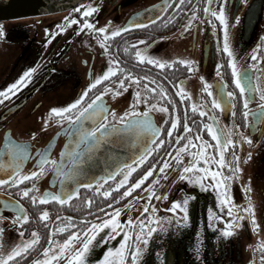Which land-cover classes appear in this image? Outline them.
I'll list each match as a JSON object with an SVG mask.
<instances>
[{"label":"flooded vegetation","instance_id":"flooded-vegetation-1","mask_svg":"<svg viewBox=\"0 0 264 264\" xmlns=\"http://www.w3.org/2000/svg\"><path fill=\"white\" fill-rule=\"evenodd\" d=\"M86 6L94 10L86 12ZM221 6L223 22L219 15L212 14L219 13ZM102 27L105 32H98ZM121 27L123 32L109 35ZM226 38L231 56L224 51ZM137 51L143 60L137 59ZM229 59L240 70L243 93L236 87ZM184 60L190 63H182ZM159 62L165 66L159 67ZM110 66L116 71L89 89L82 102L86 106L92 97L104 93L99 103L107 109L105 129L84 139L85 130L99 127L104 121L91 116L79 126L66 118L60 123V117L51 114L50 109L72 103ZM29 68L30 79L10 94L0 96V179L6 181L0 184V257L30 239L35 240L33 233H36L39 239L9 261V264H35L44 257L48 259V254L54 257L63 241L76 230L78 237L69 243L67 256L62 254L48 260L49 264H66L83 242L79 229L111 219L115 210H119L116 217L119 227L114 230L106 226L96 233L103 240V253L95 257L90 247L85 256L87 264H99L108 248L119 247L124 239L122 229L131 233L128 250H132L140 227L138 223L129 225L130 218L145 223L152 219L149 228L144 229L145 236L138 241L142 251L137 264H264V99L260 91L264 89V0H88L61 13L0 21V91L15 83ZM133 76L137 79L133 80ZM121 79L125 82L123 86L118 83ZM205 82L211 95L204 90ZM161 87L165 92L159 91ZM154 88L156 92L152 91ZM228 92L235 95L229 97ZM213 99L220 101V108L212 105ZM134 100L140 102L133 105ZM150 104L160 107L150 108ZM130 106L141 113L147 109L148 119L160 128L155 142L164 141L143 163H139L137 155L150 134L122 127L118 119L131 111ZM173 118L177 125L169 135L167 129L172 127ZM185 122L190 125L187 134ZM207 124L218 132L221 145L228 139L235 141L224 149L226 160L233 166L204 165L203 159L187 152L182 153L183 160L177 164L175 156L189 134L200 137L196 144L207 143L205 154L213 153L219 159L217 141L204 127ZM121 132H125L126 144L122 143ZM112 134L117 145L106 149L105 142ZM132 134L140 147L137 144L129 147ZM177 135L182 137L179 142ZM244 136L250 137V142ZM173 144L178 148L173 149ZM17 148L26 154L21 155ZM84 150L92 159L105 156L104 163H100L101 174L95 166L90 169L91 187L76 186L80 173L77 164L84 162L81 157ZM198 150L191 146L188 151ZM233 154L238 160L233 161ZM42 156L47 157L43 165ZM205 158L211 160V156ZM165 159L169 166L161 171ZM189 161L231 177L227 191L224 184L216 187L220 176L213 179L210 172L202 173L199 168L187 173L191 179L179 178L180 169ZM17 162L25 175L39 167L44 170L20 184L9 182L7 176ZM121 164H132L133 170L128 174V182L116 188L126 171H116ZM149 168L152 173L125 196V190ZM61 171L65 175H60ZM109 174L110 178H104ZM109 188L110 194L104 196L103 192ZM24 189H28V195L21 194ZM71 189L78 194L64 204L39 199L47 193L62 194ZM149 191L154 195L149 197ZM163 193H167V199ZM186 197H189L188 220L182 223L183 212L172 211V201L183 202ZM222 198L229 203H222ZM249 204L253 211H244ZM44 211L46 218L40 215ZM17 212L21 216L27 213L29 219L21 223ZM229 220L233 221L231 225L227 223ZM68 224L76 227L59 231ZM226 228L231 230L230 235H224ZM151 229H155L152 235L146 236ZM109 233L111 238L105 240ZM49 238L55 247L50 245ZM44 248H50V252L45 254ZM125 264H131L130 255Z\"/></svg>","mask_w":264,"mask_h":264},{"label":"snow or ice","instance_id":"snow-or-ice-1","mask_svg":"<svg viewBox=\"0 0 264 264\" xmlns=\"http://www.w3.org/2000/svg\"><path fill=\"white\" fill-rule=\"evenodd\" d=\"M94 9L91 6H86L85 7V11L86 12H91ZM214 16L219 15V18L221 19V22L224 21V9L223 6H221L219 13L217 12H213L212 13ZM192 15L195 16L196 13L195 11L192 12ZM67 20V18H65ZM84 23L88 26V27H92V25L90 24L89 21L85 20ZM192 23L191 20H189V25ZM132 25H129V27H131ZM61 31H63V27L61 26ZM98 32H105V28H99L97 29ZM124 28H118L116 31H113L111 33H109V35H117L118 32H123ZM139 43V42H138ZM224 51L227 52L229 54V56L232 55V53L229 50V46L227 44V38H226V42L224 44ZM137 59L143 60L144 58L140 55L139 51H137L136 53ZM154 63H156V61H153ZM113 63H116L115 61H113ZM182 63L184 64H189L190 62L187 60L182 61ZM229 65H231L232 67V73H233V77L235 79V84L236 87H238L240 89V92L243 93L245 91L244 87L241 85V76H240V70L236 67L235 63L233 60L229 59L228 61ZM159 67H164L165 64L164 62H159L158 64ZM216 67L219 69L220 65L217 64ZM116 71V69H114L113 67H109L106 71L103 72L102 75H98L96 76L95 80L92 83H89L87 88H85L83 90V93L81 95H79V97L77 99H75L74 101H72V103L67 104L66 107H52L50 109V113L54 114L55 116L60 117L59 122L63 123L64 119L66 118L68 121H76V125H80L82 120L85 119H89L91 116H95L97 119H102L104 122L99 124V127H92L90 131L85 130L82 133V138L87 139L88 137H93V134H100L101 129H105V125L107 123V116H106V112L107 109L101 105L99 103L100 101V97L104 95L103 92H101L99 94V96H94L91 98L90 102H86V106L85 103V97L88 95V90L92 89L94 87L95 84H99L101 81L105 80L106 77H108L109 75L113 74ZM32 72V69L29 68L15 83L8 85V87L6 89H4L3 91H0V96H5L6 94H10V91L13 89H16L18 85H21L22 82H24L26 79H30V73ZM219 74V73H218ZM133 80L137 79V77L133 76L132 77ZM201 79L203 80V77H201ZM118 83L123 86L124 85V80H119ZM105 90L109 91L110 89L107 88V86L105 85ZM204 90L205 91H209V86L207 85V82H205L204 85ZM114 94H118L115 93ZM153 92H156L157 89H152ZM160 92H165V90L161 87L159 89ZM261 98L264 99V89H261ZM166 94V93H165ZM209 94L211 95L212 93L209 91ZM136 95H139V93H137ZM227 95L229 97H232L235 95V93L233 92H228ZM140 101L138 100H134L133 101V105L139 103ZM248 101L245 100L244 104L245 106L247 105ZM212 105L215 108H220L221 107V103L218 99H213L212 100ZM131 107V111L128 112H124L118 119L120 121V126L125 127V128H129V129H135L138 132H142V133H148L150 134V136L148 137V141L146 142L145 146L142 148L141 152L137 155V160L139 161V163H143L144 160L147 159L148 155H151L152 151L155 149H158L160 147L161 144L164 143L163 140H160L159 143L155 142V137H158L160 134V128L158 126H155L152 124V122L148 119V112L147 109L141 113L140 110L134 106H130ZM150 108L152 107H160L159 105H149ZM193 109H196V105H193ZM71 110V112L69 111ZM162 110H167V109H162ZM113 118L116 119V113L113 110ZM200 115L203 116L204 112L201 111ZM125 117H128V119H125ZM93 123L96 124L97 120H93ZM45 124H47V120H45ZM171 125L172 127L167 129V132L169 135L172 134L173 129L176 127L177 125V120L176 119H171ZM109 127H112L111 125H109ZM184 133H190V125L185 122L184 125ZM204 127L207 128V131L212 135V137L214 139H216L217 141V149L219 151V159H216V156L213 153H207L205 154L204 149L208 147L206 142H203L201 144H196L197 140H200L199 136L193 137L191 134L187 135L185 137L186 142L183 143L182 145L179 146V150L177 151V154L175 156V160L177 162V164L180 163V161L183 160V155L182 153L187 152L188 155L193 156L194 158H199V159H203L204 161V165H208L209 163H216L220 166H223L225 163L229 164V167H232V163L227 161L224 155V149L227 148L228 144H233L235 143V141L228 139L227 143L221 145V141L219 139L218 136V132L216 130H214L213 125L211 124H207L204 125ZM106 131V130H105ZM229 136L231 135V133L228 134ZM182 137L180 135L176 136V140L179 142L181 141ZM244 140L249 141L250 142V137L248 136H244L243 137ZM154 145V147H153ZM173 149H177L178 145L173 144L171 145ZM191 146H194L196 149H199L198 151H188L189 148ZM16 151L18 153H20L21 155H24L26 153H24V150L22 148H17ZM211 156V160L205 158V156ZM233 161L238 160V157L235 156V154H233L232 157ZM47 162V157L42 156L41 160H40V164L43 165ZM53 164H56V161H52ZM138 166V164L136 165ZM169 166V161L167 159H165L163 161V164L160 165V170L163 171L166 167ZM13 171L12 174L7 176V181L12 182L14 181L16 184H20L21 180H25L28 177H35L37 175V172L42 173L43 172V167H39L37 169V171H33L30 172L28 174H22L20 172V163L17 162L15 163L13 166ZM153 167H156V165H153ZM199 171L202 173H211L213 179H216L218 176L221 177L220 180L217 181L216 187L219 188L222 184L225 185V192L227 191L226 189V184L227 181L231 179V177H226V176H222V174L220 172L211 170L208 167H200V165L198 163L189 161L185 167L180 169V177L182 179H191L190 176L187 175V173L192 172L195 169H198ZM121 169H125V173L123 175V178L120 180L119 183L115 184L116 188H120L121 184H126L128 182V174L131 173V171L133 170V166L132 164H128V165H124L121 164L118 166V168L116 169V171H120ZM236 169L239 170L238 165H236ZM59 171V169H58ZM152 173V168H149L148 171H146L144 173L143 176H141L138 180H136L135 184L131 185L130 188H128L127 190H125L124 195L127 196L129 194V192L131 191L132 188H136L139 185H141L144 180ZM60 175H65L64 172H60ZM111 174H109L108 176L104 177V178H110ZM102 178V179H104ZM197 180H200V177L196 178ZM6 183V181L4 179H0V184H4ZM155 183V182H154ZM88 187H91V184L88 185ZM152 188V185H149V189ZM97 191H99V189H97ZM111 192V188H109L107 191L103 192L104 196H108ZM22 195H28V189H24L21 193ZM78 193L75 189H71L68 192H64L62 194L59 193H47L45 195L40 196V200L41 201H47L49 199L51 200H55V201H59L61 204L66 203L67 201L71 200L73 196H76ZM147 195L149 197L153 196L154 193L152 191H149L147 193ZM219 195V193H218ZM163 197L165 199H167V193H163ZM188 200L189 197H186L183 202L180 201H176L173 200L172 201V211H176L177 209H181V211L183 212V221H180L182 223H186L188 220V214H187V204H188ZM33 203H36V198L33 197ZM90 203V201H89ZM222 203L224 204H228L229 201L226 198H222ZM22 209V206H21ZM144 211L147 212L148 211V207L145 206ZM244 211L246 212H252L253 208L252 205L249 204L247 208L244 209ZM42 218H46L47 217V211L42 212L41 214ZM212 215L211 211H210V216ZM229 215L231 216L232 213L231 211H229ZM17 216H21V212H17ZM119 216V210H115V212L113 213V217L111 219L105 218L102 222H94V223H89L88 225L82 227L81 229H79V234L80 236H83V242L81 244V246L77 249H75L74 253L71 255V258L69 260L66 261V264H87V261L85 259V256L87 255L91 245H92V241L95 239L96 237V233L100 231V229L105 228L106 226L108 227H113V229L115 230L116 228L119 227V221L116 219V217ZM220 217H216V219H219ZM29 219V216L27 213H23L21 216V220L20 222L22 223L23 221H27ZM155 219H168V217H163V218H159V217H155ZM57 220H60V217H57ZM252 220L255 221V216H252ZM129 225H133V224H139L140 227V232L136 233V241L137 243L135 244V246L132 248L131 251H129V238L131 233L126 231V230H121L123 231V235H124V239H122L120 241V245L119 247L116 248H108L107 251L104 253L105 258L101 261H99V264H125L126 258L130 255L131 256V264H137V258L139 253L142 251V248L140 246V244L138 243V241L141 239L142 236H145L144 233V229L149 228V226L152 223V219L150 218L148 220V223H145L144 220H141L139 218H137V220H132L131 218L128 220L127 222ZM229 225H231L233 223L232 220H229L227 222ZM66 227H72L75 228V225H62L59 229V231H63ZM253 227H257L255 225V223H253ZM155 229H151L146 233V236L150 237L152 235V232ZM55 231V229H54ZM230 229L226 228L223 230L224 235H230ZM35 240L30 239L27 241V243H24L22 246H17V248H14L7 256L5 257H0V264H9V261L12 260V258L14 256L19 255L21 252H24L25 250H27L31 245H33L36 240L39 239V236L36 233H33ZM112 236V233H109L108 236L104 237L105 240L110 239ZM78 237V231L74 230L71 232V235L68 237V239L64 240L63 243L59 246V251L55 253V256L53 257V259H55V257H59L62 254L67 256L68 254V245L70 242L73 241L74 238ZM50 241V245L52 247H55L56 245L52 244L51 242V238H49ZM146 243V240H145ZM44 253L48 254L50 252V248H44ZM35 264H49L48 260H44V261H37L35 262Z\"/></svg>","mask_w":264,"mask_h":264},{"label":"water","instance_id":"water-1","mask_svg":"<svg viewBox=\"0 0 264 264\" xmlns=\"http://www.w3.org/2000/svg\"><path fill=\"white\" fill-rule=\"evenodd\" d=\"M83 1L88 0H0V21L28 18L29 16L50 15V13H61L62 11L70 10L71 8L76 7ZM121 133L123 140L125 132ZM129 140V147L131 144H137L138 147H140L137 137L133 134L129 135ZM122 143H124V140ZM105 144L106 149L116 147L117 143L114 134L106 140ZM101 147L103 148L102 145ZM81 157L84 162L77 164V169H80V173L77 176V187L90 183V180L93 178V172L90 170L92 167L95 166L97 169L96 172L101 174L100 163H104L105 161L104 155H99L98 157L92 159L90 155H88V151L85 150L81 153ZM89 160L91 162H89Z\"/></svg>","mask_w":264,"mask_h":264},{"label":"rangeland","instance_id":"rangeland-1","mask_svg":"<svg viewBox=\"0 0 264 264\" xmlns=\"http://www.w3.org/2000/svg\"><path fill=\"white\" fill-rule=\"evenodd\" d=\"M102 243H103V240H101V236L100 235L96 236L95 239L92 241L91 250L93 251L95 257H99V256L102 255V253H103V251H102V248H103ZM48 257L49 258L47 260H50V258H52L53 256L51 254H48ZM44 259H45V257L40 259V261H43Z\"/></svg>","mask_w":264,"mask_h":264}]
</instances>
